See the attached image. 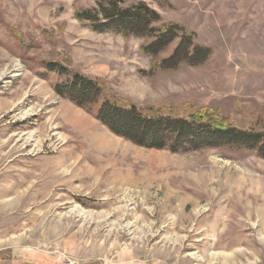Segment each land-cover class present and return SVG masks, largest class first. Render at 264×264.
<instances>
[{"label": "rangeland", "instance_id": "1", "mask_svg": "<svg viewBox=\"0 0 264 264\" xmlns=\"http://www.w3.org/2000/svg\"><path fill=\"white\" fill-rule=\"evenodd\" d=\"M96 2L0 0V264H227L210 256L247 251L223 247L237 237L260 254L233 264H264L263 157L226 138L139 147L96 118L99 106L60 96L66 78L46 70L69 67L143 109L205 108L264 131V0H123L193 35L190 50L208 52L190 59L178 34L145 53V38L79 23L76 10ZM103 134L119 144L99 151ZM228 205L232 217H218Z\"/></svg>", "mask_w": 264, "mask_h": 264}, {"label": "trees", "instance_id": "2", "mask_svg": "<svg viewBox=\"0 0 264 264\" xmlns=\"http://www.w3.org/2000/svg\"><path fill=\"white\" fill-rule=\"evenodd\" d=\"M75 18L95 32L113 33L126 39L133 35L145 38L149 40L143 47L145 53L158 44L170 42L177 34L180 37L178 47L190 52L188 59L194 52H208L203 48L190 50L188 45L193 35L182 28L171 24L155 26L161 17L145 3L126 6L123 0H97L94 8L76 10ZM46 70L66 78L63 84L56 86L60 96L87 112L99 106L96 118L111 133L139 147L168 148L177 152L179 149L185 151L184 146L200 149L215 145L217 138H226L228 145L248 148L264 158V131L257 130L255 125L240 128L227 123L216 111L205 108L188 116L173 113L167 107L143 109L107 92L102 84L69 67L50 62ZM100 99L103 100L101 105Z\"/></svg>", "mask_w": 264, "mask_h": 264}, {"label": "bare ground", "instance_id": "3", "mask_svg": "<svg viewBox=\"0 0 264 264\" xmlns=\"http://www.w3.org/2000/svg\"><path fill=\"white\" fill-rule=\"evenodd\" d=\"M98 134H99V132H98ZM98 141H99V151H101V152L112 150L108 146H112L111 144H113V143H118L117 141H115L112 138L108 137L106 134L99 135V140ZM244 190H245V188H244ZM242 191L243 190H241V192H240L241 194H242ZM243 192H245V191H243ZM262 204L264 205V200L262 201ZM245 208L247 209V206ZM221 212H220L221 214L219 213L218 217L224 215L225 212L227 213L228 217H230V218L232 217V213L230 212V206L229 205L227 207H225L224 209H221ZM245 213H246V215L248 217H250L251 215H255V212L245 211ZM217 224H219V222ZM233 224H234V222H233ZM260 227H261V230L264 231V219L263 218H262V224H261ZM243 242L248 244V250L247 251L246 250L244 251L242 249H237L236 248L235 251H233L230 255H223L221 258H219L217 255L213 254V256H210V259H211L210 262L217 261L218 259H221L224 263L233 264L234 262H236V261H238L240 259H244L245 257L255 258L257 255L260 254L259 251H257L252 245H250V244H253V241H250V240L248 241L247 239L245 240L242 237L233 238L231 241H229L226 244H224L223 247L224 248L238 247ZM261 243L264 244V239H261ZM250 247H252V248H250Z\"/></svg>", "mask_w": 264, "mask_h": 264}]
</instances>
